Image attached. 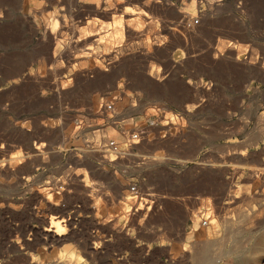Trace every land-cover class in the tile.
<instances>
[{"label":"rangeland","instance_id":"374dc122","mask_svg":"<svg viewBox=\"0 0 264 264\" xmlns=\"http://www.w3.org/2000/svg\"><path fill=\"white\" fill-rule=\"evenodd\" d=\"M108 1L116 12L130 5L133 16L92 15L89 6L96 0H0V264H264V0H165L170 7L159 10L148 8L147 0L125 6V0ZM188 13L196 26L209 19L207 31L179 32L178 16ZM93 25H109L108 32L91 39ZM49 44L51 91L40 95L51 100L50 108L24 111L16 84L40 65L21 72L23 56ZM111 56L118 61L112 63ZM97 65L106 80L92 76ZM156 73L160 81L150 77ZM86 75L93 85L77 79ZM110 79L114 85L106 83ZM110 104L114 112L106 110ZM37 116L43 117L42 131L32 124ZM150 121L156 125L148 126ZM50 129L65 131L68 151L57 146L54 133L51 139L45 134ZM129 129L146 135L129 154L133 160L125 156L122 165V157L105 146L111 140L125 146ZM18 132L32 140L22 144ZM158 140L163 143L150 145ZM40 146L43 158L49 159L45 152L51 149V158L26 180L29 174L22 172ZM156 154L163 160L146 158ZM90 166L102 167L111 179L92 174ZM69 169L83 180L80 188L73 186L78 192L61 188L72 177L65 174ZM113 180L124 191L138 184L144 200L152 196L156 207L149 215L128 213L135 201L127 192L125 211L108 209L109 196L116 199ZM35 185L50 190L44 197L55 206L49 209L31 193ZM82 186L91 189L82 192ZM41 200L43 210L36 211ZM94 205L103 223L123 213L122 230L96 225ZM201 217H210L208 226ZM57 225L62 236L54 233Z\"/></svg>","mask_w":264,"mask_h":264},{"label":"bare ground","instance_id":"6f19581e","mask_svg":"<svg viewBox=\"0 0 264 264\" xmlns=\"http://www.w3.org/2000/svg\"><path fill=\"white\" fill-rule=\"evenodd\" d=\"M97 1V3L95 4V5H93V6H89V8H90V13H92V15H99L100 17L101 16H106V17H115L116 15H119V16H121V15H125V16H127V15H130L131 14V9H130V5L129 6H127V8H125V7H121L120 5V7H118V8H123V10L120 12V11H118V12H116L117 10H119V9H114V7L113 6H115L113 3H112V5H110L109 4V1L108 0H106V1H102V0H96ZM120 1V0H119ZM126 1V3L124 4V6L127 4V3H133L135 0H125ZM145 2V0H142V2ZM86 2V1H85ZM115 2H117V1H115ZM143 2V3H144ZM121 4V3H120ZM147 6H148V8H149V6L151 5V7L153 6V9L154 10H159V8H164V7H166V8H168V7H170V5L165 1V0H147L146 1V3H145ZM142 5V4H141ZM132 6V5H131ZM117 7V6H116ZM133 7V6H132ZM84 8V7H83ZM85 9V8H84ZM86 9H87V11L89 10L87 7H86ZM113 10H114V12H113ZM151 10V9H150ZM42 11V10H41ZM167 11V10H166ZM137 12V11H136ZM36 13V12H35ZM82 13V12H81ZM118 13H120V14H118ZM150 13V12H149ZM75 14V13H74ZM133 14H135V12L133 13ZM137 14V13H136ZM139 14V13H138ZM132 15V14H131ZM37 16V15H36ZM98 16V17H99ZM133 16V15H132ZM141 16V15H140ZM0 17H1V12H0ZM74 17V16H73ZM117 17V16H116ZM128 17V16H127ZM149 17V16H148ZM179 18V20H181V25H179V26H177V28H178V31L180 32V31H182L183 33H186V34H188V36L189 35H195L196 34V36L199 34L200 35V33H204L205 31H207V29L209 28V26L211 25V21L208 19V20H205V21H203V23L200 25V26H196V23H195V20H194V18H193V15L191 14V13H188V14H181V15H179L178 16ZM102 18V17H101ZM119 18V17H118ZM147 18V17H146ZM177 18V17H176ZM108 19V18H107ZM113 20V19H112ZM118 20V19H117ZM119 20H121V19H119ZM124 20V19H123ZM126 20V19H125ZM115 21V20H114ZM23 22L24 23H27V20H25V19H23ZM119 22V24L118 25H121L122 24V21H118ZM199 23V22H198ZM54 24V23H53ZM125 25V24H124ZM10 26V25H9ZM114 26H117V25H115L114 24ZM33 27V26H32ZM31 27V28H32ZM109 27V25H107L106 27H102L100 30H97L96 28L94 29V25H93V27H90L91 29L89 30V32H88V34L87 35H89L90 36V38H91V36H96V34L98 33V32H101V31H106V32H108V28ZM127 27V26H126ZM130 26H128L127 28H129ZM132 27V26H131ZM176 28V29H177ZM99 29V28H98ZM119 29H122V27L121 28H119ZM131 29V28H130ZM136 29V28H135ZM31 30V29H30ZM111 30V29H110ZM117 30V29H116ZM123 30H125V26H124V29ZM34 31H35V33H36V29H35V26H34ZM87 31H88V29H87ZM114 31V30H113ZM119 31V30H118ZM122 31V30H121ZM129 31L130 30H128V33H129ZM133 31V30H132ZM135 31V30H134ZM112 32V31H111ZM127 32V31H126ZM125 32V33H126ZM102 33V32H101ZM110 33V32H109ZM122 33V32H121ZM124 33V32H123ZM133 33V32H132ZM131 33V34H132ZM105 33L103 32V35H104ZM108 34V33H107ZM131 34H128V35H131ZM134 34V33H133ZM137 34V32H135V35ZM139 34V33H138ZM161 34V33H160ZM33 35V34H32ZM102 35V34H101ZM115 35V34H114ZM123 35H125V34H123ZM3 36V35H2ZM99 36V35H98ZM126 36H127V34H126ZM125 36V37H126ZM181 36V35H180ZM192 36H190L191 38H192ZM102 37V36H101ZM204 37V36H203ZM95 38V37H94ZM132 38V37H131ZM130 38V39H131ZM135 38H137L136 36H135ZM92 39V38H91ZM103 39H104V37H103ZM108 39V38H107ZM111 40H113V39H111ZM48 42H49V40H47ZM108 41V40H107ZM118 41H119V39H118ZM31 42V41H30ZM29 42V43H30ZM62 42L63 41H60V43L62 44ZM101 42V41H100ZM105 42V41H104ZM109 42V41H108ZM117 42V41H116ZM120 42V41H119ZM122 42V41H121ZM178 42H181L179 39H178ZM193 42V41H192ZM47 43V42H46ZM75 43H77V42H75ZM103 43V42H102ZM118 43V42H117ZM183 44H184V42H182ZM42 44V43H41ZM58 46L60 45V44H58V43H56ZM123 44V43H122ZM174 44V43H173ZM187 44V43H186ZM107 45H109V43L107 44ZM45 46V45H44ZM105 46V45H104ZM119 46V45H118ZM46 47V46H45ZM45 47H43L44 49L42 50V51H38V52H32L31 54H29L28 53V55H24L23 56V54H22V56H23V58H25L24 59V63L22 64V68L20 69L21 70V72L23 71V70H25V69H27L28 68V66H30V65H32V64H34L35 62L36 63H38L40 66H39V68L37 69V70H35V71H33L32 73H30V74H28V75H23L22 76V78H21V80H20V82H18L16 85L18 86V89H16L17 87H15V89L16 90H18V92H20V93H22V94H24L23 96L25 97V101L23 102V110L24 111H28V112H33V111H39V110H49V108H50V105H51V100H46L45 98H42L41 97V93H42V91H45V90H47V91H51V73H49L47 70H46V68L48 67V65H50L51 64V44H49L48 45V47H46V49H45ZM75 49H78V48H80L79 47V44L77 43V45L76 46H73ZM40 49H42V47H40ZM58 49H59V47H58ZM93 48H91V47H86V50H92ZM120 49V48H119ZM123 49V48H122ZM70 50H72V49H70ZM74 50V49H73ZM116 50V49H115ZM210 50V49H209ZM96 51V50H95ZM158 51V50H157ZM160 51V50H159ZM158 51V52H159ZM163 51V50H162ZM85 52V51H84ZM99 52V51H98ZM101 52V51H100ZM99 52V53H100ZM107 52H109V51H107ZM112 52V51H111ZM116 52V51H115ZM158 52H157V54H158ZM23 53V52H22ZM27 53V52H26ZM90 53V52H89ZM159 53H161V52H159ZM164 53H166V52H164ZM66 54V53H65ZM71 54V53H70ZM79 54H82V53H79ZM96 53H94V55H95ZM101 54V53H100ZM109 54V53H108ZM107 54V55H108ZM127 54V53H126ZM161 54H163V52L161 53ZM161 54H158L159 56H161ZM63 55V54H62ZM109 55H111V54H109ZM135 55V54H134ZM164 55V54H163ZM161 56L162 58H165V55L164 56ZM70 56H72V55H70ZM79 56V55H78ZM81 56V55H80ZM88 56V54L86 55V57ZM89 56H91V55H89ZM97 56V55H96ZM99 56V55H98ZM105 56H106V54H105ZM116 56V55H115ZM120 56V55H119ZM130 55H128L127 57H129ZM145 56V55H144ZM10 57V56H9ZM86 57H85V59H86ZM108 57V56H107ZM112 57V56H111ZM143 57V56H142ZM141 57V58H142ZM222 57V56H221ZM73 58H75L74 56H73ZM79 57H77V59H78ZM80 58H83V57H80ZM79 58V59H80ZM113 58V57H112ZM120 57H118V59H119ZM68 59H71V58H68ZM84 59V60H85ZM97 58H95V60H96ZM117 58H113V59H111L110 61L113 63V61H118V60H116ZM126 58H124V60H125ZM129 59V58H128ZM135 59H137V57L135 58ZM237 59V58H236ZM90 60V59H89ZM94 60V61H95ZM98 60V59H97ZM216 60V59H215ZM14 61V60H13ZM18 61H20V60H18ZM58 61V60H57ZM59 61H60V59H59ZM100 61V60H99ZM119 61H120V59H119ZM132 61H134V59H132ZM64 62V61H63ZM74 62H75V60H74ZM90 62V61H89ZM96 62L97 61H95V64H96ZM103 62V61H102ZM111 62H110V64H111ZM115 62V63H116ZM121 63H123V61L121 60L120 61ZM128 63H129V61H127ZM16 63V62H15ZM114 63V64H115ZM125 63V62H124ZM135 63V62H134ZM238 63V62H237ZM236 63V64H237ZM12 64H13V62H12ZM212 64V63H211ZM241 64V63H240ZM113 65V64H112ZM116 65H118L117 63H116ZM115 65V66H116ZM120 65V64H119ZM123 65V64H122ZM121 65V66H122ZM126 65H127V63H126ZM212 65H214V62H213V64ZM9 66V65H8ZM114 66V67H115ZM215 66V65H214ZM241 67H242V65H240ZM107 67V66H106ZM109 67L111 68V66L109 65ZM108 67V68H109ZM114 67H112V68H114ZM120 67V66H119ZM3 68V67H2ZM12 68V67H11ZM16 68V67H15ZM116 68V67H115ZM115 68H114V70H115ZM240 68V67H239ZM243 68V67H242ZM8 69V68H7ZM10 69V68H9ZM95 69V71H94V73H95V75H92L93 77H97L96 79H102V80H106L105 79V75L103 76V72H104V68L102 67V66H100V65H97V68H94ZM86 70V69H85ZM122 70H124L123 68H122ZM16 71H17V69H16ZM58 71V70H57ZM60 71V70H59ZM90 71V70H89ZM92 71V70H91ZM241 71H243V69H241ZM245 71V70H244ZM7 72H8V70H7ZM9 73V72H8ZM91 73V72H90ZM118 73V72H117ZM158 73V72H157ZM151 74V76L150 77H154L155 79H157V80H161V77L158 75V74ZM13 74V73H12ZM92 74H93V72H92ZM105 74V73H104ZM115 75H116V73H114ZM5 75H6V73H5ZM20 75V74H19ZM115 75H112V76H115ZM9 76H11V75H9ZM79 76V75H78ZM91 76V75H90ZM108 76V75H107ZM144 76V75H143ZM74 77H75V75H74ZM77 77V76H76ZM109 78V77H108ZM77 79L79 80V82L80 83H84V84H87V85H90V84H92L93 83V81H92V78L91 77H89V76H85V77H83V76H81V77H77ZM101 80V81H102ZM115 80V79H114ZM95 82V81H94ZM111 82V84L110 85H114L112 82V80L110 79L109 81L107 80L106 81V83H110ZM140 82V81H139ZM61 83V82H60ZM101 83H105V82H99V84H101ZM115 83V82H114ZM136 83V82H135ZM93 85V84H92ZM108 85V84H107ZM109 85V86H110ZM95 86H96V84H95ZM97 86H99V85H97ZM109 86H108V88H109ZM69 87V86H68ZM94 86H92V88H93ZM101 87H104V85H102ZM112 87V86H111ZM159 87H161L162 88V91H163V93H162V95H165L166 94V86H164V85H160ZM14 88V87H13ZM61 91H65V89H67V87L66 86H62V84H61ZM59 88V89H60ZM89 88H91V87H89ZM95 88V87H94ZM98 88V87H97ZM106 88V87H105ZM132 89V88H131ZM12 90V89H11ZM94 90V89H93ZM17 92V91H16ZM73 92V91H72ZM62 92H59L57 95H58V97L57 98H59L60 96H62ZM73 94H75L74 92H73ZM14 95V94H13ZM22 96V99H24V97ZM64 96V95H63ZM169 96V95H168ZM8 97V96H7ZM12 99V98H11ZM20 102V101H19ZM21 102V103H22ZM55 107V106H54ZM59 107V106H58ZM21 108H19V109H21ZM21 109V110H22ZM59 109H60V107H59ZM22 110V111H23ZM45 117V116H44ZM43 117H40V116H37V117H34V118H31V120H32V124H33V126L35 127V128H37V130L39 129V130H41L42 131V129H43V127H41L40 126V121H41V119H42ZM45 119V118H44ZM42 125V124H41ZM156 125V122H154V126ZM4 126V125H3ZM49 126V125H48ZM64 127V126H63ZM33 128V127H32ZM58 128V127H57ZM157 129H161V127H158ZM51 130V129H50ZM28 133H29V131H30V129H27L26 130ZM11 133V132H10ZM28 133H25V132H18L17 133V137H19L21 140H22V144H23V142H25V143H27V142H29L30 140H32L31 139V135L30 134H28ZM39 133V132H38ZM54 133H57V132H54ZM40 134V133H39ZM45 134L47 135V136H49L50 137V139H51V133H50V131L49 130H47L46 132H45ZM32 135H33V133H32ZM41 135V134H40ZM16 137V138H17ZM36 138V137H35ZM46 138V137H45ZM48 138V137H47ZM54 138H57L58 140H60V144H59V146H60V149H61V151H68V146L70 147V144H71V142H70V139H69V136H66L65 135V133H64V131H59L57 134H55V136H54ZM53 138V139H54ZM49 139V138H48ZM40 140V139H39ZM160 140V139H159ZM44 141V140H43ZM173 141V140H172ZM1 142V141H0ZM74 142V141H73ZM151 141L149 140V143H150ZM40 143V142H39ZM147 143V142H146ZM145 143V144H146ZM148 143V144H149ZM160 144V141H157L156 143H154V144H150L151 146H156V145H159ZM43 145V144H42ZM120 145V147L122 148V149H124L125 148V146H121V144H119ZM38 146H39V144H38ZM44 146V145H43ZM43 146H42V148H43ZM14 147V146H13ZM36 147H37V145H36ZM42 148H41V146L40 147H38V148H36V149H34V150H32L31 151V154H30V156H31V160H30V163H29V165L26 163V166L28 165V167L27 168H25L24 170H23V172L22 173H24L25 172V174L27 173V174H29L28 176H26V180H29V179H32L33 177L32 176H30L31 174H34L36 171H37V167H39V166H42L43 165V162L44 163H46L47 164V161H46V159L47 160H50V158H51V149H48L47 151H46V149L44 150V151H46L45 153L49 156V159L48 158H45V156H44V158L42 157ZM57 148V147H56ZM148 148V147H147ZM153 148V147H152ZM61 151H59L60 153H61ZM111 152H112V154L113 155H117V154H115L112 150H111ZM45 154V155H46ZM28 155V154H27ZM57 156V155H56ZM125 156H130L129 158H128V160H133V158L131 157V155H121V156H119V157H122V160H121V163H124V159H123V157H125ZM156 157V158H155ZM29 158V157H28ZM127 158V157H126ZM148 160H149V162H153L152 160H155L156 159V161L158 160H163L162 159V157H158L157 156V154L156 155H154L153 157H146ZM24 159V158H23ZM76 159V157L73 159V160H75ZM103 159H105V157L103 158ZM146 159V160H147ZM21 161H22V159H20ZM24 160H26V159H24ZM76 161V160H75ZM135 161V160H134ZM136 161H138V160H136ZM135 161V162H136ZM49 162H51V161H49ZM78 162H79V160H78ZM25 163V162H24ZM86 165V164H85ZM20 167H23L22 165L20 166ZM19 167V168H20ZM25 167V166H24ZM89 168V167H88ZM92 168V167H91ZM7 169V168H6ZM92 169H95V168H92ZM21 170V171H22ZM14 171V170H13ZM20 170H18L17 169V172H19ZM65 174L67 175V174H69L67 177H70L71 175H72V177H71V179H69L68 180V182H66V183H68V184H64V185H62V190H63V192L64 191H69L70 193H71V189H73L74 191H76L75 190V188H73V186L75 187V185H76V188H77V186L79 187L80 185H81V183L83 182V180H81V178H80V176L81 175H79V174H72V171L69 169V170H67V171H65ZM74 175V176H73ZM9 176V175H8ZM104 176V175H103ZM107 178V177H106ZM109 178V177H108ZM12 181V180H11ZM10 181V182H11ZM31 181V180H30ZM34 181V180H33ZM2 182V181H1ZM26 182V181H25ZM5 184H6V182H5ZM116 186V185H115ZM123 186V185H122ZM4 187V186H3ZM83 187V186H82ZM81 187V188H82ZM119 187V186H118ZM80 188V187H79ZM84 188H89L88 186H85V187H83L82 188V192L84 191ZM116 188L117 187H115V188H112V189H115L116 190ZM91 188H89V189H87V190H90ZM117 189H119V188H117ZM120 189H124L125 190V187L123 186V188L120 186ZM79 190V189H78ZM48 190L47 189H44V188H42V187H39V186H37V185H35V186H33V189H31V193L32 194H34L37 198H39V197H41V198H43V200H46V202L50 205V206H48V208L49 209H51V204L52 205H54L53 204V202H52V200H49V199H47V198H45L44 196L46 195L45 193L47 192ZM80 192H81V190H79ZM121 191V190H120ZM48 192H50V190L48 191ZM76 192H78V191H76ZM88 192V191H87ZM117 192V191H116ZM127 192V191H126ZM129 192L130 193H132L130 190H129ZM121 193V192H120ZM47 195H49V193L47 194ZM51 195V194H50ZM49 195V196H50ZM34 196V197H35ZM131 201L132 200H134L135 201V205H133V210L134 211H136V212H139V211H141V210H143V203H139V200L137 199V197H136V195H134L133 193H132V195H131ZM37 198L35 199V200H37ZM40 199V198H39ZM231 200H232V198H230ZM230 199H227L228 201L230 200ZM124 200V199H123ZM39 201V200H38ZM133 201V202H134ZM41 202H43L42 200L38 203V205H39V207H37V208H34L36 211L37 210H40V209H42L43 207H44V202L43 203H41ZM9 203V202H8ZM4 204V203H3ZM32 204V203H31ZM114 204V203H113ZM11 206V205H10ZM30 206V205H29ZM55 206V205H54ZM134 206H136L135 208H134ZM236 206V205H235ZM219 209V208H218ZM33 210V209H32ZM43 210V209H42ZM49 211V210H48ZM234 211V210H233ZM28 212V211H27ZM132 212V211H131ZM130 212V213H131ZM239 212V211H238ZM200 217V216H199ZM44 218V217H43ZM45 219V218H44ZM41 220H43V219H41ZM107 220V219H106ZM60 221V220H59ZM62 221H64V220H62ZM113 220L112 219H110L109 220V222H112ZM115 221V220H114ZM44 222V221H43ZM41 224V223H40ZM58 224V223H57ZM104 224H105V221H104ZM107 225V224H106ZM54 228H58V225H57V227H54ZM62 229V228H61ZM119 231V230H118ZM47 232V231H46ZM63 231H61V230H59V228H58V230H55L54 231V233H56V235H58V236H62V233ZM44 236H45V238L46 239H48L49 241H51V234L50 233H46V234H44ZM57 237V236H56ZM54 239V238H53ZM68 240V239H67ZM58 241V240H57ZM56 241V242H57ZM64 241V240H63ZM31 245V244H30ZM50 245V244H49Z\"/></svg>","mask_w":264,"mask_h":264},{"label":"built area","instance_id":"2783aa9c","mask_svg":"<svg viewBox=\"0 0 264 264\" xmlns=\"http://www.w3.org/2000/svg\"><path fill=\"white\" fill-rule=\"evenodd\" d=\"M106 110L114 112L115 106L113 104H110L106 107ZM148 126H154V121H150ZM125 131L127 133H125L126 134V136H125L126 141L124 143V145H125L124 149H122L120 147V145L116 141H113V140L109 141L105 146L108 150H112L115 154H117V156L131 154L134 150H136V147L141 144V142L145 138L144 135H146V133L144 131L142 132L139 130L135 131L133 129H129V130H125ZM138 188H139L138 184L132 183L129 185L128 190H130L134 195H136L137 199L139 200V203L140 202L143 203V210H141V211H143V213L145 215H149L152 212V210L156 207L157 200L155 198H152V196L151 197L149 196V197H146L147 201H145L144 200L145 197L140 194V191ZM142 201H144V202H142ZM78 207H80V206H78ZM209 218L210 217H201L200 218L201 219L200 223L203 227L208 226Z\"/></svg>","mask_w":264,"mask_h":264},{"label":"crops","instance_id":"0c3cea01","mask_svg":"<svg viewBox=\"0 0 264 264\" xmlns=\"http://www.w3.org/2000/svg\"><path fill=\"white\" fill-rule=\"evenodd\" d=\"M158 52V51H157ZM159 52H164V51H159ZM158 52V54H161V53H159ZM157 54V55H158ZM161 88V87H160ZM59 131H63V130H59ZM59 131H57V133L59 132ZM54 132H56V131H53V130H51V134H53ZM57 133H54V135L55 134H57ZM64 133H65V131H64ZM173 139H171V141H172ZM159 141V140H158ZM174 141V140H173ZM161 144L163 143L162 142V140H161V142H160ZM59 144H60V140H59ZM59 144H57V146H59ZM152 144V143H151ZM206 146V148H207V152L208 153H210V154H212V152H213V150H214V148H213V145H212V143H210V141H208L207 142V144L205 145ZM175 157H178V158H180V159H182L183 158V156H181V155H179V154H175L174 155ZM89 163V162H88ZM119 163H121V162H119ZM122 165H123V163H121ZM95 168L94 166H90V168L89 169H91V172H92V174H98V175H100L101 177H104V178H106V179H111V177L108 175V174H106L104 171H102L103 170V168L101 167V168H99V169H92V168ZM104 175V176H103ZM109 177V178H108ZM116 185V186H115ZM119 186V187H118ZM120 186L123 188V186L121 185V184H119V182L117 181V180H113L112 182H111V188H115V187H117V188H119V189H117L116 188V190L115 189H113V195L115 194V197H116V199L115 198H113V196L111 195V196H109V195H106V196H109V197H111V202H112V205L110 206V207H107L108 209H111V208H118V209H120V210H122V211H125V206H126V204L127 203H129L128 202V200H129V195L128 194H126L127 192L128 193H130L129 192V190H127V192L126 191H124V189L122 190V189H120ZM121 190V191H120ZM117 191V192H116ZM121 192V193H120ZM124 199V200H123ZM114 203V204H113ZM133 206L131 205L130 206V209L128 210V213H130L133 209ZM92 209H94L93 210V212H94V216H95V220L94 221H96V225H103L104 223H103V220H104V218L105 217H103V219H102V221L100 220L99 221V219H98V212L100 211V210H98V207L97 208H95V205H94V207H92ZM95 213H97V214H95ZM123 213H121V214H119V215H116V217H114V218H112V217H110V219H112L113 221L112 222H109V221H107V222H105V224L104 225H108V224H111L108 228L110 229V230H113V231H117V229H119V231H117V233H119L120 232V230H122V229H120V227H122L123 226V224H121V223H119V217L122 215ZM109 219V220H110ZM116 222H115V221ZM113 223V224H112ZM130 241H131V239H130Z\"/></svg>","mask_w":264,"mask_h":264},{"label":"water","instance_id":"95a60500","mask_svg":"<svg viewBox=\"0 0 264 264\" xmlns=\"http://www.w3.org/2000/svg\"><path fill=\"white\" fill-rule=\"evenodd\" d=\"M183 159H184V158H183ZM186 159H187V158H186ZM186 159H185V160H186Z\"/></svg>","mask_w":264,"mask_h":264}]
</instances>
